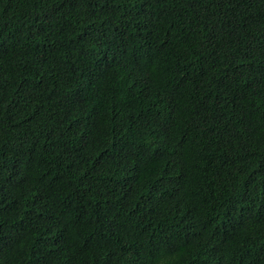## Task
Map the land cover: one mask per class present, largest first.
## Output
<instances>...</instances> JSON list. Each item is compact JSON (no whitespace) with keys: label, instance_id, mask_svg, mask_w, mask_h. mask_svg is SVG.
<instances>
[{"label":"trees","instance_id":"trees-1","mask_svg":"<svg viewBox=\"0 0 264 264\" xmlns=\"http://www.w3.org/2000/svg\"><path fill=\"white\" fill-rule=\"evenodd\" d=\"M0 264H264V0H0Z\"/></svg>","mask_w":264,"mask_h":264}]
</instances>
